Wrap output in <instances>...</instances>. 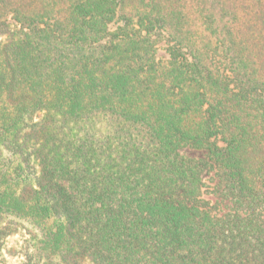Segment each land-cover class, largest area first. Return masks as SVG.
Returning <instances> with one entry per match:
<instances>
[{"label":"trees","instance_id":"1","mask_svg":"<svg viewBox=\"0 0 264 264\" xmlns=\"http://www.w3.org/2000/svg\"><path fill=\"white\" fill-rule=\"evenodd\" d=\"M20 230L19 264H264V0H0V257Z\"/></svg>","mask_w":264,"mask_h":264},{"label":"rangeland","instance_id":"2","mask_svg":"<svg viewBox=\"0 0 264 264\" xmlns=\"http://www.w3.org/2000/svg\"><path fill=\"white\" fill-rule=\"evenodd\" d=\"M112 30L117 27V24L111 25ZM157 59L165 61L168 59L166 52V44L164 42L158 44ZM181 154L189 159L205 160L206 153L204 151H198L193 149H184ZM203 187L201 199L208 203L207 207L212 209L214 214H223L228 211L230 202L229 200H223L220 196L219 179L217 171L214 168L206 167L202 173ZM27 237L26 232L23 230L18 231L17 234L7 239V245L5 246L0 257V264H19L23 258H21V246L23 241Z\"/></svg>","mask_w":264,"mask_h":264}]
</instances>
